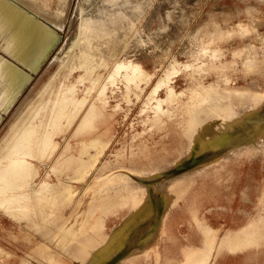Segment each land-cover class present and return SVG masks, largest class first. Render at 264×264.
Segmentation results:
<instances>
[{"label": "bare ground", "instance_id": "6f19581e", "mask_svg": "<svg viewBox=\"0 0 264 264\" xmlns=\"http://www.w3.org/2000/svg\"><path fill=\"white\" fill-rule=\"evenodd\" d=\"M50 3L0 0L1 114L7 112L21 90L23 72L19 64L32 67L39 57L48 36L45 21L58 29L63 27L69 0H57L55 10ZM82 11L75 38L59 59L57 69L35 96L21 101L0 136V215L24 220L27 234L35 227L54 224L55 248L41 243L33 250L36 256L30 255L46 264H65L56 251L59 249L79 264H248L252 255L258 259L264 240L263 214L219 237L206 214L232 210L221 208L205 187H192L197 173H205V168L212 166L214 171L208 169L207 176L220 178L221 174L215 173L230 157L264 152V90H259L257 83L253 89L230 87L228 77L206 85L205 78L212 69L224 67L223 63L182 65L173 59L161 74L149 72L139 62L117 58L116 45L111 43L114 34L94 28L92 18H84ZM252 19L256 26L264 24ZM238 28L249 31L242 24ZM252 38L264 43V33ZM100 39H108V54L96 43ZM213 43L211 39L203 52L217 59L221 50L211 47ZM233 53L237 55L239 50ZM254 64L247 63V68ZM183 67H194V73L189 87L177 92L172 82ZM154 78L155 84L144 97L145 87ZM119 83L124 87V100L130 102L133 93L142 102L140 112L152 110L153 115H147L146 120L159 128H167L184 115L185 123H178L189 139V148L172 167L181 168L192 161L188 169L171 174L165 172L166 168L163 172L141 173L125 167V172L101 173L110 163H102L101 157L114 138L112 117L122 109L119 103L109 109L108 91L114 94L113 87L119 89ZM10 88H15L14 92L10 93ZM162 89L165 97L159 98ZM233 101L242 103L233 105ZM89 175L93 180L77 190L80 187L75 184ZM52 176L57 177L55 182ZM85 197L90 199L88 209L78 213L81 219L75 216L72 221L74 216L66 207L72 210ZM206 198L212 204L208 209ZM156 219V229L162 236L160 251L154 249ZM104 226L108 231L101 230ZM12 235L17 238L22 234ZM72 241L77 242L76 248H72ZM253 248L252 255L245 259L242 253ZM12 256L0 245V264H31L28 259L18 263Z\"/></svg>", "mask_w": 264, "mask_h": 264}, {"label": "rangeland", "instance_id": "374dc122", "mask_svg": "<svg viewBox=\"0 0 264 264\" xmlns=\"http://www.w3.org/2000/svg\"><path fill=\"white\" fill-rule=\"evenodd\" d=\"M50 4L55 10L57 0H51ZM25 8L28 7L25 6ZM81 8L84 18H92L91 24L94 28L107 29L114 34L111 43L116 45L117 58L139 62L144 69L157 75L161 74L173 59L180 61L182 65L194 63L198 66L204 62H213L216 65L223 63L224 67L212 69L210 75L205 78L206 85L217 83L220 77H228L231 80L230 87L253 89V84L257 83L258 89L264 90V43L252 38L256 36V33H264V24L256 26L252 19L264 22V0H69L62 29L44 20L48 27V36L39 57L32 67L27 68L22 63L19 64L23 72L20 76L21 90L7 112L4 114L0 112V136L24 99L35 96L50 74L57 69L59 59L75 38L81 18ZM239 24L248 27L249 31H239ZM211 39L214 40L211 47L221 50L217 59H211L209 52H203ZM107 42L108 39H100L96 42L101 52L105 54L109 52ZM234 50H239V53L235 55ZM44 51H48L46 55L43 54ZM250 62L255 64L249 70L247 63ZM52 63L54 65L49 68ZM33 67L36 69L35 72ZM193 68L183 67L177 76L175 75L172 85L177 92L189 87L194 73ZM26 75L31 77L27 78ZM156 80L157 78H154L145 87L144 97ZM118 86L119 89L113 87L114 94L108 91L111 95L109 109L111 110L117 103L122 109L114 113L112 117L110 126L113 129L114 138L105 155L101 157L102 163L105 160L110 163L101 173L125 172V167L133 168L135 172L141 173L157 170L163 172L165 168V172H171L174 162L179 157H184L189 148V139L180 128L185 123L184 115L170 122L167 128H159L146 120L147 115H153V111L147 110L141 113L142 102L138 101L133 93L131 101L126 102L123 97L124 87L120 83ZM14 89L10 88V93L14 92ZM3 91L7 93L6 89ZM158 96L164 98L165 90H160ZM187 96L188 94L183 96L184 101L188 99ZM2 98L3 96H0V103L3 102ZM245 101L246 99L242 102ZM242 102L233 101V105H239ZM179 120H182V124L178 123ZM133 135H136V138L133 139ZM72 142L75 143V141ZM118 154L122 157H117ZM224 162L226 165L217 173L214 172L217 175L221 174L220 178L216 177L219 179L207 176L208 167L205 168L207 170L205 173L195 174L198 177L194 179L192 187L197 189L205 187L204 190H208V194L219 200L221 208L232 210L228 213L213 211L210 215L206 214L207 220L217 228L219 237H222L230 228L237 230L258 214L264 216V152L254 151L250 157L248 155L230 157ZM211 167L209 170H213ZM52 179L55 182L57 177L52 176ZM91 180L93 175L75 184L80 187L76 189H82ZM129 188L133 187L129 186ZM89 200V197H85L81 204L76 205L72 210L66 207L67 212H71L74 216L72 221L75 216L79 219L83 217H80L78 213L88 209ZM206 201L205 208L208 209L212 204L210 199L206 198ZM123 212L124 210L120 211L121 217ZM95 214L99 216V211ZM87 216L85 213L84 217ZM158 220H155L154 225L156 251H160L162 237L156 229ZM22 222L26 223L24 220ZM22 222L15 221L6 214L0 215V245L11 253L18 263L28 259L31 264H46V261H37L30 255L36 256L33 250L41 243L46 242L48 246L55 248V238L52 233H55L56 227L49 223L45 228L38 226L30 231L31 234H27L28 228ZM101 230L108 231L106 226ZM14 233L22 235L14 238L12 235ZM72 242H70L72 248H76L77 242ZM259 247L262 249L258 259L251 254L256 248L242 253L245 259L252 255L248 264L252 262L264 264V240ZM56 251L60 252L65 264L73 259L76 261L73 257L69 258L63 250Z\"/></svg>", "mask_w": 264, "mask_h": 264}, {"label": "water", "instance_id": "95a60500", "mask_svg": "<svg viewBox=\"0 0 264 264\" xmlns=\"http://www.w3.org/2000/svg\"><path fill=\"white\" fill-rule=\"evenodd\" d=\"M191 163H192V161H188L186 164H185V166H182L181 168H174L173 170H172V172H170L171 174L172 173H177V172H180V171H183L184 169H188L189 167H190V165H191Z\"/></svg>", "mask_w": 264, "mask_h": 264}, {"label": "crops", "instance_id": "0c3cea01", "mask_svg": "<svg viewBox=\"0 0 264 264\" xmlns=\"http://www.w3.org/2000/svg\"><path fill=\"white\" fill-rule=\"evenodd\" d=\"M67 264H79V263L76 262V261H70V262H68Z\"/></svg>", "mask_w": 264, "mask_h": 264}]
</instances>
